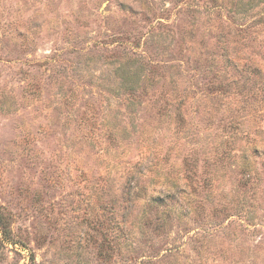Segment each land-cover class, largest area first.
Listing matches in <instances>:
<instances>
[{
    "label": "rangeland",
    "instance_id": "1",
    "mask_svg": "<svg viewBox=\"0 0 264 264\" xmlns=\"http://www.w3.org/2000/svg\"><path fill=\"white\" fill-rule=\"evenodd\" d=\"M0 212V264H264V0H0Z\"/></svg>",
    "mask_w": 264,
    "mask_h": 264
},
{
    "label": "trees",
    "instance_id": "2",
    "mask_svg": "<svg viewBox=\"0 0 264 264\" xmlns=\"http://www.w3.org/2000/svg\"><path fill=\"white\" fill-rule=\"evenodd\" d=\"M1 223L3 224V221H2V215H1V212H0V224H1ZM2 228H3V229H2V232H3L4 235H5V232H6L5 229H4L5 227L2 226Z\"/></svg>",
    "mask_w": 264,
    "mask_h": 264
}]
</instances>
